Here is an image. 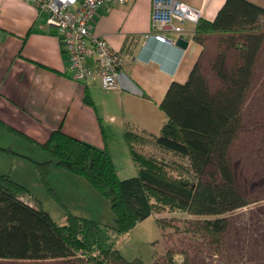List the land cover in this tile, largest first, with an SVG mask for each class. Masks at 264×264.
Segmentation results:
<instances>
[{"label":"trees","instance_id":"obj_1","mask_svg":"<svg viewBox=\"0 0 264 264\" xmlns=\"http://www.w3.org/2000/svg\"><path fill=\"white\" fill-rule=\"evenodd\" d=\"M210 35L244 39L229 42L245 52L243 62L230 74L224 71V57H219L214 66L229 92L246 88L255 63L257 39H264V7L248 0H225L213 20H198L193 40L204 47ZM202 55L186 81L169 84L159 104L165 121L158 134L125 130L124 139L136 166L134 175L121 178L106 149L60 128L52 130L40 143L49 158L31 161L43 180L46 182L52 161L63 170L84 176L108 198L114 215L112 225L71 212L64 223H57L48 211L24 199L25 187L21 183L0 173V260L143 264L139 259H125L114 237L127 233L151 215L153 198L197 216H212L198 223L199 230L214 238L224 234L229 225L225 214L248 202L233 184L229 160V149L242 130V97L240 93V99L237 95L223 100L212 96L198 70ZM84 100L91 103L88 94ZM147 140L185 159L187 169L176 176L169 174L163 159L137 148L136 143ZM0 150L11 149L0 146Z\"/></svg>","mask_w":264,"mask_h":264},{"label":"crops","instance_id":"obj_2","mask_svg":"<svg viewBox=\"0 0 264 264\" xmlns=\"http://www.w3.org/2000/svg\"><path fill=\"white\" fill-rule=\"evenodd\" d=\"M179 1L200 8L202 19L213 20L225 0ZM248 1L264 7V0ZM151 10L152 0L97 9L91 34L106 39L122 56L118 86L104 90L98 80H73L57 31L46 24V12L27 0H0V132L8 130L40 144L60 128L106 149L121 178L128 177L121 173L136 171L125 130L158 134L165 121L159 104L169 84L186 81L204 49L193 40L196 24L190 21L182 24L180 34L188 41L186 48L155 39L150 35ZM86 94L90 104L84 100ZM0 146L19 151L4 142ZM18 153L27 155L24 150ZM48 158L44 153L32 160ZM0 173L23 183L10 171Z\"/></svg>","mask_w":264,"mask_h":264},{"label":"rangeland","instance_id":"obj_3","mask_svg":"<svg viewBox=\"0 0 264 264\" xmlns=\"http://www.w3.org/2000/svg\"><path fill=\"white\" fill-rule=\"evenodd\" d=\"M223 37L206 39L198 70L214 98L242 97L239 106L242 130L229 149V160L233 184L248 202L225 214L229 218L228 228L220 238H214L198 228L202 219L212 216H197L153 198V213L127 233L114 237L116 248L127 260L139 259L143 264H264V39H257L250 82L244 89L229 92L214 65L219 57H224V71L230 74L243 62L245 52L229 42L244 39ZM0 142L27 154L12 149L0 150V171H10L12 176L19 177L25 187V198L48 211L57 223H64L66 214L71 212L103 224H113L114 215L108 198L84 176L63 170L52 161L46 182L43 180L31 161L46 153L40 144L14 137L8 130L0 132ZM136 144L146 155L163 159L173 176L187 169L185 159L160 149L151 140ZM135 173L133 168L121 176ZM0 264L70 263L48 259L0 260Z\"/></svg>","mask_w":264,"mask_h":264},{"label":"built area","instance_id":"obj_4","mask_svg":"<svg viewBox=\"0 0 264 264\" xmlns=\"http://www.w3.org/2000/svg\"><path fill=\"white\" fill-rule=\"evenodd\" d=\"M46 12V24L55 28L73 80L87 84L98 80L104 90L118 86L122 56L110 43L91 34L97 9L105 4L132 0H27ZM201 9L179 0H152L150 35L161 42L173 43L169 33L181 36L185 21L197 23Z\"/></svg>","mask_w":264,"mask_h":264},{"label":"water","instance_id":"obj_5","mask_svg":"<svg viewBox=\"0 0 264 264\" xmlns=\"http://www.w3.org/2000/svg\"><path fill=\"white\" fill-rule=\"evenodd\" d=\"M173 43L180 48H186L188 45V41L182 38V36L177 37Z\"/></svg>","mask_w":264,"mask_h":264}]
</instances>
